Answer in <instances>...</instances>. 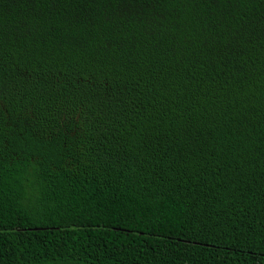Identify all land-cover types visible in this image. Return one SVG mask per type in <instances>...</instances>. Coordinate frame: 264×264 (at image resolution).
<instances>
[{"label": "trees", "instance_id": "obj_1", "mask_svg": "<svg viewBox=\"0 0 264 264\" xmlns=\"http://www.w3.org/2000/svg\"><path fill=\"white\" fill-rule=\"evenodd\" d=\"M0 264H264V0H0Z\"/></svg>", "mask_w": 264, "mask_h": 264}]
</instances>
